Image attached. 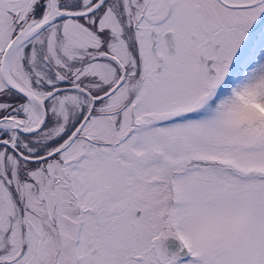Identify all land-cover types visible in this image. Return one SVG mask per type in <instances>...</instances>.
I'll list each match as a JSON object with an SVG mask.
<instances>
[{
	"label": "snow or ice",
	"instance_id": "6c2138e0",
	"mask_svg": "<svg viewBox=\"0 0 264 264\" xmlns=\"http://www.w3.org/2000/svg\"><path fill=\"white\" fill-rule=\"evenodd\" d=\"M0 264H264V0H0Z\"/></svg>",
	"mask_w": 264,
	"mask_h": 264
}]
</instances>
